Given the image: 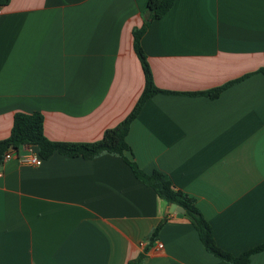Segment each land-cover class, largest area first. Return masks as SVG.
<instances>
[{
    "label": "crops",
    "instance_id": "0c3cea01",
    "mask_svg": "<svg viewBox=\"0 0 264 264\" xmlns=\"http://www.w3.org/2000/svg\"><path fill=\"white\" fill-rule=\"evenodd\" d=\"M149 0H11L0 9V141L18 112L53 142L94 143L145 87L134 50ZM157 94L132 122L127 154L197 201L217 245L264 242V0H175L141 40ZM226 87L216 98L194 95ZM0 164V264H227L118 156L54 153ZM162 243L163 247L159 248ZM250 264H264V251Z\"/></svg>",
    "mask_w": 264,
    "mask_h": 264
},
{
    "label": "trees",
    "instance_id": "16d2710c",
    "mask_svg": "<svg viewBox=\"0 0 264 264\" xmlns=\"http://www.w3.org/2000/svg\"><path fill=\"white\" fill-rule=\"evenodd\" d=\"M10 1L0 0V9L7 6ZM174 3L175 0H149L143 25L141 28L134 29L133 31L134 50L142 65L145 76V87L134 109L120 124L112 129L106 130L102 139L94 143L53 142L46 138L44 134V118L40 112L31 114L18 112L14 115L10 137L0 141V164H2L3 158L9 150L18 152L20 148L25 146H37L39 148V157L43 160L48 159L54 153L71 158L82 157L84 159H94L102 154L118 156L130 167L134 177L145 186L152 188L160 199L166 201L168 205H176L183 209V215L195 228L203 247L209 254L227 264H250L253 255L264 251V242L238 256L223 250L217 245L212 227L198 208L195 198L175 189L166 174L158 171L148 174L139 167L134 159H130L127 156V154L132 153L131 147L127 142L130 126L140 114L144 104L157 94H173L162 91L155 86L150 65L141 45V40L151 23L167 15L173 8ZM258 73L264 75V67ZM229 85L194 95H206L211 98H216ZM167 222L168 217L165 216L148 237V245L144 248L143 252L136 260L131 261L129 264L143 263L149 249L158 239L160 231Z\"/></svg>",
    "mask_w": 264,
    "mask_h": 264
},
{
    "label": "built area",
    "instance_id": "2783aa9c",
    "mask_svg": "<svg viewBox=\"0 0 264 264\" xmlns=\"http://www.w3.org/2000/svg\"><path fill=\"white\" fill-rule=\"evenodd\" d=\"M14 154H15V151L9 150L5 154L2 164H5L8 161H10L14 157ZM19 160L23 164H27V165H31L35 167H40L43 164V159L40 158L39 155L37 154H27V155L19 156ZM162 247H163V244L160 243L159 248H162Z\"/></svg>",
    "mask_w": 264,
    "mask_h": 264
},
{
    "label": "water",
    "instance_id": "95a60500",
    "mask_svg": "<svg viewBox=\"0 0 264 264\" xmlns=\"http://www.w3.org/2000/svg\"><path fill=\"white\" fill-rule=\"evenodd\" d=\"M169 212L170 213L176 212V213H181V214L184 213L183 209L177 207L176 205H170Z\"/></svg>",
    "mask_w": 264,
    "mask_h": 264
}]
</instances>
